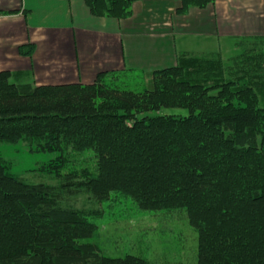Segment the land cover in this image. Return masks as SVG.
<instances>
[{
    "label": "trees",
    "instance_id": "1",
    "mask_svg": "<svg viewBox=\"0 0 264 264\" xmlns=\"http://www.w3.org/2000/svg\"><path fill=\"white\" fill-rule=\"evenodd\" d=\"M133 1L89 5L121 19ZM210 1L183 0L182 9ZM237 44L244 64L184 53L155 70L143 90L116 83L127 75L120 72H101L91 83L34 84L0 71V141L59 152L41 168L58 184L24 180L0 153V264H150L139 254H105L91 240L99 231L93 213L72 203L116 192L143 209H184L199 235L197 264H264V110L256 92L264 91V69L255 67L264 63V35ZM242 65L261 81L246 102L226 80ZM177 107L189 113L148 114ZM89 148L95 172H64L72 153Z\"/></svg>",
    "mask_w": 264,
    "mask_h": 264
},
{
    "label": "crops",
    "instance_id": "2",
    "mask_svg": "<svg viewBox=\"0 0 264 264\" xmlns=\"http://www.w3.org/2000/svg\"><path fill=\"white\" fill-rule=\"evenodd\" d=\"M183 6L134 0L120 19L94 13L89 0H0V71L34 84L91 83L106 71L149 84L184 53L218 54L224 42L264 35V0Z\"/></svg>",
    "mask_w": 264,
    "mask_h": 264
},
{
    "label": "rangeland",
    "instance_id": "3",
    "mask_svg": "<svg viewBox=\"0 0 264 264\" xmlns=\"http://www.w3.org/2000/svg\"><path fill=\"white\" fill-rule=\"evenodd\" d=\"M240 41L241 39L238 42ZM224 43L226 44H224L223 51L220 50L218 53L224 61L236 64L234 60H237V65L247 62L239 58L244 47L237 43L234 45L231 42ZM257 47V49L250 50L252 55H257L262 50V47ZM255 67L264 69V63ZM234 70L239 71V76L226 75V80L230 79L236 83L235 88L239 90L241 100L246 102L252 98L254 86L258 84L255 82H261L254 78V75L260 72L252 69L246 74L248 70L246 65L238 66ZM244 76L248 77L240 79ZM116 83L136 90L149 87L143 78L135 74L122 75L117 78ZM256 92L260 98L261 110H264V91L256 90ZM163 113L185 115L189 113V110L180 107L164 108L148 114ZM0 153L10 165V172L24 180L49 184L59 183L58 176L41 169L57 157L59 152L33 151L28 141L21 139L17 142L0 141ZM70 158L64 172L72 168L96 171V156L93 149L72 153ZM72 203L76 208L93 213L92 217L98 223L99 231L91 240L99 243L107 255L139 254L149 259L150 264H197L198 262V231L191 225L188 213L184 209H143L131 197L117 192L111 199L101 202L87 194H81L75 197Z\"/></svg>",
    "mask_w": 264,
    "mask_h": 264
}]
</instances>
